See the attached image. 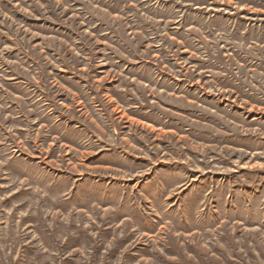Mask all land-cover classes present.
Instances as JSON below:
<instances>
[{
  "label": "rangeland",
  "instance_id": "1",
  "mask_svg": "<svg viewBox=\"0 0 264 264\" xmlns=\"http://www.w3.org/2000/svg\"><path fill=\"white\" fill-rule=\"evenodd\" d=\"M0 264H264V0H0Z\"/></svg>",
  "mask_w": 264,
  "mask_h": 264
}]
</instances>
